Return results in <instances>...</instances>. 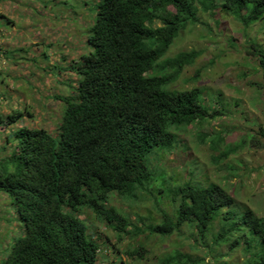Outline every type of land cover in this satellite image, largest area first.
Masks as SVG:
<instances>
[{
	"label": "trees",
	"instance_id": "1",
	"mask_svg": "<svg viewBox=\"0 0 264 264\" xmlns=\"http://www.w3.org/2000/svg\"><path fill=\"white\" fill-rule=\"evenodd\" d=\"M196 3L209 15L220 10L247 26L264 17V0H100L87 39L91 51L76 68L81 76L76 92L56 97L65 103L57 132L23 126L9 137L16 147L0 163V191L12 198L24 233L0 264H98L99 231H89L84 210L113 229L117 252L131 259L147 254L139 238L146 230L130 220V209L125 214L110 199L145 197L153 178L165 192L166 177L152 173L148 156L174 144L170 124L211 114L199 102L198 89L169 88L181 68L194 62L187 54L167 53L181 27L194 22ZM254 48L264 67L263 44L255 41ZM22 116L0 115V126ZM200 184L184 183L179 206L162 222L150 221L148 232L165 236L189 221L204 237L219 218L216 241L232 246L245 240V264H264V218L240 207L226 187ZM124 237L128 248L120 245ZM116 261L124 264L120 255ZM201 262L177 251L163 264Z\"/></svg>",
	"mask_w": 264,
	"mask_h": 264
},
{
	"label": "rangeland",
	"instance_id": "2",
	"mask_svg": "<svg viewBox=\"0 0 264 264\" xmlns=\"http://www.w3.org/2000/svg\"><path fill=\"white\" fill-rule=\"evenodd\" d=\"M99 2L0 0V14L12 20L8 22L0 17V115L5 118L15 111L23 113L19 122L0 126V163L16 147V141L9 137L12 138L18 128L52 127L53 121L63 112L65 103L60 101V104L56 97L76 90L80 75L72 68L80 64L82 55L91 51L87 39ZM198 15L199 22L189 25L183 35L181 33L167 56L200 50L202 54L195 63L181 71L176 87L188 88L192 81L198 86L200 83L213 84L216 89L213 100L217 101L216 97L220 96L222 106L226 103L224 111L205 123L200 119L190 126L177 123L170 151L165 155L153 154L159 170L155 176L166 177L163 181L165 192H160L161 186L153 178L144 191L148 194L145 197L133 201L110 199L119 211L126 214L130 209V220L146 230L139 237L147 250L143 258L131 259L125 251L117 252L112 245L117 242L113 229L91 211L84 210L83 218H87L91 233L99 231L98 264H122L116 261L119 255L124 264H163L167 256L177 251L190 254L196 261L202 260L201 264H245V240L232 246L216 241L221 238L219 218L208 225L204 237L187 225L189 222L165 236L148 232L150 221H161L164 212H171L173 204L178 205L177 194H182V184L186 182H201L204 186L219 183L236 196V203L252 208L264 218V140L258 135L254 137L260 127H264V67L254 48V41L264 46V17L247 26L223 12L212 16L199 9ZM161 25L156 23V26ZM65 74L69 75L66 84H57ZM47 78L52 79L51 84L55 80L54 91L46 90ZM37 90L38 94L53 97V105L49 102L44 107V100L37 101L32 96ZM219 91L222 92L218 94ZM212 105L219 106L206 107ZM202 127L209 137L201 133ZM215 129L217 131H213ZM228 150L234 151L226 157ZM151 155L148 163L152 170ZM23 233V223L17 217L12 198L0 191L1 260L9 254L14 239ZM124 238L120 245L128 248L130 240Z\"/></svg>",
	"mask_w": 264,
	"mask_h": 264
},
{
	"label": "clouds",
	"instance_id": "3",
	"mask_svg": "<svg viewBox=\"0 0 264 264\" xmlns=\"http://www.w3.org/2000/svg\"><path fill=\"white\" fill-rule=\"evenodd\" d=\"M196 6L198 7V9L196 8ZM194 7L196 8V17H195V20H194V22H192V21H188L187 22V25L189 26V25H192V24H196V23H198L199 22V20H198V17H199V15H198V11H199V9H201V7L196 3L195 5H194ZM217 12H220V10H217ZM216 12V13H217ZM207 13V12H206ZM161 23V22H160ZM245 24V23H244ZM188 26H186L185 28H182L181 27V29L179 30V32L177 33L178 35L175 37V42H176V40L178 39V37L181 35V33H182V35L184 34V33H186L187 31H185V29H187V27ZM255 42V41H254ZM177 43V42H176ZM187 54V55H189L193 60H194V62H190V63H187V64H185L181 69V71H183L187 66H189V65H192V64H194L195 63V61L198 59V57L202 54V52L200 51V50H198V49H192V50H189V51H181L180 52V54ZM83 56V55H82ZM82 56L80 57V63L82 62ZM74 58V56L72 57V58H68V61H70V59H73ZM79 65V64H78ZM78 65H76V66H74V68H72L73 69V71L74 72H76L77 73V71H76V68H77V66ZM66 73H68V72H66ZM180 75H181V72H180ZM69 77V76H68ZM80 78H81V76H80ZM180 78V76H178L177 77V79L173 82V83H171L170 85H169V88L170 89H172V90H177V91H185V90H192V89H198L199 90V93H198V98H199V102L202 104V105H204L205 107H206V105H210V104H218L219 106H215V105H212V106H210L209 108H207L209 111H210V115H209V117H207V119L208 118H211V119H214L217 115L219 116V115H221L222 114V112L224 111V108H225V106H226V103H225V105L224 106H222V102H221V99H220V96H218V97H216V100L217 101H214L213 100V94L215 93L216 94V89H215V87H214V85L213 84H211V85H205V84H203V83H200V86H198L197 85V83L196 82H194V81H192V82H189L190 84H189V87L188 88H178V87H176V82L178 81V79ZM197 78V77H196ZM202 79H203V77H202ZM202 79H201V81H202ZM80 80V79H79ZM197 80H199L198 78H197ZM78 85H79V81H78V83H77V86H76V89H77V87H78ZM54 88V87H53ZM62 91V90H61ZM75 92H76V90H75ZM75 92H73V93H75ZM222 91H219L218 92V94L219 93H221ZM66 93V92H65ZM205 93V94H204ZM71 94H69V95H67V96H70ZM57 100V102H59L60 104H61V102L58 100V99H56ZM202 100H204V102H202ZM63 107H65V105L63 106ZM213 113H217V114H215V115H213ZM61 114V113H60ZM60 114H59V116H60ZM59 117L57 116V118H56V120L55 121H53L54 122V125L52 126V127H44V128H46V129H48L49 131H51L52 133H56L57 131L55 130V126H58V124H59ZM207 119H205V120H202V122L203 123H205V122H207ZM201 122V123H202ZM194 122H192V123H190V124H187V125H192ZM202 123V124H203ZM175 127H176V123L175 124H170L169 125V127L168 128H170V130L173 132V134H174V131H173V129H175ZM203 127H207V126H203ZM203 127L201 128V133L202 134H205V135H207L208 137H209V134H206L204 131H203ZM213 131H217V129H215V130H213ZM212 134V133H211ZM257 135L262 139V140H264V127H260V129H259V131H258V133L254 136L255 138L257 137ZM174 137H175V135H174ZM253 137V138H254ZM172 147V144H171V146H170V148ZM170 148L169 149H157V151L156 150H154L153 152H152V155H151V164H152V173L154 174V175H156L158 172H159V170L157 169V167H156V165H155V162H156V160L153 158V154L155 153V152H159L160 154H162V155H165V154H167L169 151H170ZM261 148H262V146H261ZM232 151H234V150H228V151H225V155H226V157L228 156V154L230 153V152H232ZM187 183V182H186ZM188 183H190V182H188ZM219 184V183H218ZM183 185V184H182ZM156 188V190H158V192H159V189L157 188V187H155ZM228 189V188H227ZM155 190V189H154ZM154 190L152 191V193L154 192ZM236 197V196H235ZM177 198H178V196H177ZM238 204V203H237ZM240 207L241 206H243V204H238ZM178 206H179V204H178ZM174 209H175V204H173V211H171V212H167V214H170V215H172L173 214V212H174ZM92 213V212H91ZM93 214V213H92ZM164 214H165V212H164ZM95 215V214H94ZM96 216V215H95ZM164 220V217H163V219L161 220V221H159V222H162ZM187 222H189V221H187ZM87 225H88V220H87ZM184 224H186V221L183 223V224H181V226L178 228V229H175L174 230V232H177L180 228H182V226L184 225ZM187 225H189L192 229H194L195 231H196V228H195V226H193V224L191 223V222H189ZM89 227V226H88ZM89 231H90V229H89ZM208 231V230H207ZM207 231H206V233H207ZM174 232H172V233H174ZM171 233V234H172ZM197 234L199 235V236H201L200 234H199V232L197 231ZM166 235H168V234H166ZM237 245H240V243H238ZM246 245H244L243 247H245ZM101 252V248H99L98 249V255H99V253Z\"/></svg>",
	"mask_w": 264,
	"mask_h": 264
},
{
	"label": "crops",
	"instance_id": "4",
	"mask_svg": "<svg viewBox=\"0 0 264 264\" xmlns=\"http://www.w3.org/2000/svg\"><path fill=\"white\" fill-rule=\"evenodd\" d=\"M74 72V71H73ZM68 74H65L64 76L62 75L59 79H58V83L57 84H59V85H61V84H66V79L68 78ZM51 78H47V88H46V90L48 91V90H50V91H54V90H52V87H54V85L56 84L55 83V80L54 81H52V84H51ZM54 89H55V87H54ZM67 95H69L68 93H67ZM37 101H42V100H44L45 101V105H44V107L45 106H47L48 104H49V102H50V105H53V103H52V101H53V97H52V99L50 98V96H48L46 93H43V94H38V92L36 91L35 92V94H33L32 95ZM43 124V123H42ZM46 124V123H45Z\"/></svg>",
	"mask_w": 264,
	"mask_h": 264
}]
</instances>
